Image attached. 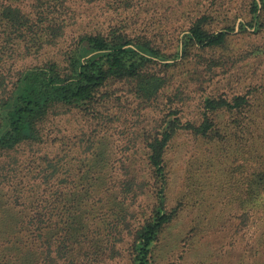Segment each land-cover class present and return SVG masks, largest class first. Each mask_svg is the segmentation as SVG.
<instances>
[{
  "label": "rangeland",
  "instance_id": "rangeland-1",
  "mask_svg": "<svg viewBox=\"0 0 264 264\" xmlns=\"http://www.w3.org/2000/svg\"><path fill=\"white\" fill-rule=\"evenodd\" d=\"M58 1L64 5L53 8L54 0H20L16 4L32 19L43 15L66 25L57 43L44 47L35 56L23 58L20 39L8 41L0 28V68L8 77L13 79L17 71L49 61L63 64L62 54L80 36L99 34L125 37L132 44L140 38L149 41L157 55L149 57L141 52L153 62L145 66L147 71L142 74L161 79L153 82L154 90L148 96H138L129 84L111 81L101 89L93 109L71 107L51 115L42 126V142L23 145L10 153L14 160L11 170L6 171L9 178L0 185L6 197L13 199L17 186L22 188L23 196L45 193L41 184L43 156L51 163L62 157L69 160L79 147L84 150L93 133L104 138L113 173L118 175L125 155L134 147L141 154L161 128L206 129L205 138L196 139L187 131L177 130L178 135L170 140L161 209V215L168 220L152 242V253L144 259L143 253L132 248L134 232L152 213L155 193V181L140 159L135 169L137 180L125 178L123 181L130 185L119 186L130 205L123 213L124 225H104L106 217L93 209L88 216L92 223L85 225L91 231L89 246L97 248L107 241L115 242L114 250L106 248L92 264H132L136 255L144 259V264H264V200L255 197L256 193L264 194L261 12L252 19L250 0ZM203 13L210 17L207 29H233L224 46L202 49L185 39L191 22ZM259 23L263 26L256 29ZM29 47L32 45L25 48ZM31 50L35 52L34 47ZM165 65L170 66L163 71ZM237 96L246 101L238 109L221 108L213 114L206 107V100L231 103ZM5 128H0V134ZM0 160L1 168L12 158ZM24 225L28 224L20 226ZM120 226V234H114ZM23 234L30 239L28 232Z\"/></svg>",
  "mask_w": 264,
  "mask_h": 264
},
{
  "label": "trees",
  "instance_id": "trees-1",
  "mask_svg": "<svg viewBox=\"0 0 264 264\" xmlns=\"http://www.w3.org/2000/svg\"><path fill=\"white\" fill-rule=\"evenodd\" d=\"M19 1L0 0V28L8 41L20 39L23 58L35 56L44 47L55 45L64 35L66 25L52 22L43 15L32 19L16 5ZM54 1L53 8L64 5L61 1ZM258 11L264 16V0H250L252 19L256 18ZM209 21V15L203 13L191 22L185 39L192 46L202 49L224 46L233 29L225 26L212 31L207 29ZM243 25L240 24V29ZM262 26L259 23L256 29ZM118 38L99 34L80 36L77 43L62 54L63 64L49 61L40 66L26 67L17 71L13 79L0 68V119L3 123L0 121V128L6 127L0 134V159L12 158L0 168V185L9 178L8 172L14 160L10 153L23 145L42 142V126L51 115H59L71 107L93 109L101 89L111 81L129 84L138 96H148L154 90L153 82H158L161 77H144L142 72L148 68L145 66L153 62L141 52L149 57L155 56V48L143 38L134 44L125 37ZM26 45L32 47L25 48ZM33 47L35 52H31ZM169 66H162L163 71ZM245 103L244 97L237 96L231 103L222 99L206 100V107L215 114L221 108L238 109ZM174 129L161 128L141 154L134 147L125 155V161L119 167L122 173L118 175L113 173L104 138L93 133L84 150L79 147L75 157L69 160L62 157L51 163L46 155L43 156L45 168L41 184L45 193L42 195L34 191L36 195L23 196L22 188L17 186L11 199L6 197L0 186V264H92L106 248L114 250V241H107L97 248L89 246L91 231L85 225H92L88 222L92 209L106 217L104 225L111 222L112 225H124L123 213L129 210L130 205L126 204L125 195L122 197L123 189L119 186L130 185L129 181H123L125 178L137 180L139 175L135 169L140 159L145 161L147 174L155 181L152 213L140 230L134 232L136 241L132 247L138 254L143 253L145 259L148 253H152V242L168 220L161 215V209L164 205L162 192L167 185L166 150L170 140L178 135L177 130L187 131L196 139L206 135V129L191 126ZM263 138L264 135L261 140ZM261 140L255 141L259 143ZM255 197L264 200V194L256 193ZM133 199L137 201L136 193ZM154 218L157 222H153ZM23 222L28 225L21 227ZM122 228H115L114 234H120ZM23 231L28 232L30 239ZM262 234L264 236V231ZM144 259L136 255L132 264H144Z\"/></svg>",
  "mask_w": 264,
  "mask_h": 264
}]
</instances>
